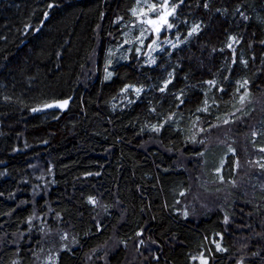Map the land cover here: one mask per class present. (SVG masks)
I'll list each match as a JSON object with an SVG mask.
<instances>
[{"label": "trees", "instance_id": "obj_1", "mask_svg": "<svg viewBox=\"0 0 264 264\" xmlns=\"http://www.w3.org/2000/svg\"><path fill=\"white\" fill-rule=\"evenodd\" d=\"M172 1L0 0V264H264V0Z\"/></svg>", "mask_w": 264, "mask_h": 264}, {"label": "rangeland", "instance_id": "obj_2", "mask_svg": "<svg viewBox=\"0 0 264 264\" xmlns=\"http://www.w3.org/2000/svg\"><path fill=\"white\" fill-rule=\"evenodd\" d=\"M153 5H155L154 9ZM174 8L172 0H137V5L132 10L134 17L132 20V27L126 31L125 38L118 46V49L126 47L127 49L125 50L129 54V52L133 50V47L136 46L135 43L142 45L144 40L152 34L153 42L149 48L148 61H153L156 57L155 52L161 48L156 45L157 40L164 29L168 27ZM153 50L156 51L151 54ZM113 53L117 54L118 52L113 51ZM118 58L120 59L121 55H119ZM42 179L43 178L41 177V180ZM68 245L69 244L63 246L68 247ZM127 256V259L138 257V255L130 248Z\"/></svg>", "mask_w": 264, "mask_h": 264}, {"label": "water", "instance_id": "obj_3", "mask_svg": "<svg viewBox=\"0 0 264 264\" xmlns=\"http://www.w3.org/2000/svg\"><path fill=\"white\" fill-rule=\"evenodd\" d=\"M70 101H71L70 98L54 100L52 102H49L45 106H43V108L44 109H66Z\"/></svg>", "mask_w": 264, "mask_h": 264}, {"label": "bare ground", "instance_id": "obj_4", "mask_svg": "<svg viewBox=\"0 0 264 264\" xmlns=\"http://www.w3.org/2000/svg\"><path fill=\"white\" fill-rule=\"evenodd\" d=\"M260 94H261V93H260ZM259 96H260V95H259ZM261 96H262V95H261ZM261 96H260V97H261ZM261 98H263V96H262ZM63 99H64V98H63ZM255 99H256V98H255ZM56 100H57V99H56ZM51 102H52V101H51ZM58 110H59V109H58ZM207 127H208V126H207ZM215 127H216V126H215ZM215 127H214V128H215ZM247 127H248V126H247ZM218 128H219V127H218ZM247 129H248V128H247ZM252 129H253V126H252ZM212 130H213V129H212ZM217 130H218V129H217ZM217 130H213V131H216V133H218ZM209 131H211V130H209ZM213 133H215V132H213ZM213 133H212V134H213ZM216 133H215V136L217 137L219 134L216 135ZM220 133H221V132H220ZM214 138H215V137H214ZM219 138H220V136H219ZM215 139H216V138H215ZM222 139H223V138H222ZM209 141H210V140H209ZM253 148H254V147H253ZM258 153H260V152L258 151ZM255 157H256V156H255ZM257 159H258V156H257ZM253 161H255V160H253ZM259 161H260V160H259ZM251 165H252V162H251ZM253 184H254V185H257V184H259V183H257V184L253 183ZM251 185H252V184H251ZM255 187H256V186H254V188H255ZM260 188H261V186H260ZM260 188H258V189H260ZM260 190H261V189H260ZM257 191H258V190H257ZM242 231H243V230H242ZM244 231H245V229H244ZM244 231H243V233H245V236H244V234H242V233H241V234H242L244 237H246L248 231H246V232H244ZM249 232H250V231H249ZM252 232L254 233V231H252ZM252 232H250V233H252ZM253 233H252V234H253ZM235 239H237V238H235ZM244 239H245V238H244ZM233 241H236V243H237L238 241H241V240H234V239H232V242H233ZM242 241H243V244H242V245H244V244H245V243H244L245 240L242 239ZM242 241H241V242H242ZM239 243H240V242H239ZM247 243H248V241H247ZM247 243H246V244H247ZM250 243H251V242H250ZM248 244H249V243H248ZM238 245H239V244H238ZM250 245L252 246V244H250ZM239 246H240V245H239ZM246 246H248V245H246ZM109 248H111V247H109ZM113 248H115V247H113Z\"/></svg>", "mask_w": 264, "mask_h": 264}, {"label": "snow or ice", "instance_id": "obj_5", "mask_svg": "<svg viewBox=\"0 0 264 264\" xmlns=\"http://www.w3.org/2000/svg\"><path fill=\"white\" fill-rule=\"evenodd\" d=\"M155 8V5H153V9ZM135 14V13H134ZM170 26V25H169ZM196 29H193V31H195ZM244 98L241 97V100H243ZM66 103V102H65ZM261 167H264V165H261Z\"/></svg>", "mask_w": 264, "mask_h": 264}]
</instances>
